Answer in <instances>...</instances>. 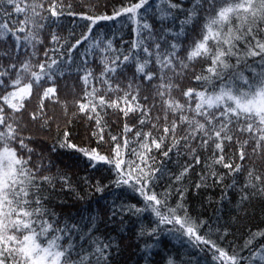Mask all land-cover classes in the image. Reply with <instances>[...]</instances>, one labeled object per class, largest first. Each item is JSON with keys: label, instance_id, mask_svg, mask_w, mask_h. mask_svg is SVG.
<instances>
[{"label": "snow or ice", "instance_id": "obj_1", "mask_svg": "<svg viewBox=\"0 0 264 264\" xmlns=\"http://www.w3.org/2000/svg\"><path fill=\"white\" fill-rule=\"evenodd\" d=\"M0 264H264V0H0Z\"/></svg>", "mask_w": 264, "mask_h": 264}]
</instances>
